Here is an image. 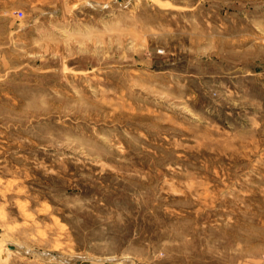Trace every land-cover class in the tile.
<instances>
[{"label":"rangeland","instance_id":"374dc122","mask_svg":"<svg viewBox=\"0 0 264 264\" xmlns=\"http://www.w3.org/2000/svg\"><path fill=\"white\" fill-rule=\"evenodd\" d=\"M77 260L264 264V0H0V264Z\"/></svg>","mask_w":264,"mask_h":264},{"label":"water","instance_id":"95a60500","mask_svg":"<svg viewBox=\"0 0 264 264\" xmlns=\"http://www.w3.org/2000/svg\"><path fill=\"white\" fill-rule=\"evenodd\" d=\"M86 262L87 261H85V260L84 261L83 260H77L78 264H85ZM57 264H61V263H57ZM106 264H113V263L110 262V263H106Z\"/></svg>","mask_w":264,"mask_h":264},{"label":"bare ground","instance_id":"6f19581e","mask_svg":"<svg viewBox=\"0 0 264 264\" xmlns=\"http://www.w3.org/2000/svg\"><path fill=\"white\" fill-rule=\"evenodd\" d=\"M69 263V262H68Z\"/></svg>","mask_w":264,"mask_h":264}]
</instances>
